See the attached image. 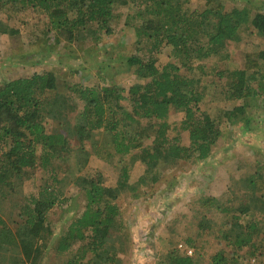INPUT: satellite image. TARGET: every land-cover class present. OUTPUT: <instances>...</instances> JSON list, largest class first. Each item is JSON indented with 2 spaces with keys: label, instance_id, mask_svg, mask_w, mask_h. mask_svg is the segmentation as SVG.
I'll return each instance as SVG.
<instances>
[{
  "label": "trees",
  "instance_id": "obj_1",
  "mask_svg": "<svg viewBox=\"0 0 264 264\" xmlns=\"http://www.w3.org/2000/svg\"><path fill=\"white\" fill-rule=\"evenodd\" d=\"M205 2L203 8L192 0H0V10L24 26L8 30L12 35L28 31L31 21L22 17L35 14V31L29 34L35 42L99 45L127 31L134 52L119 64L137 80L127 90L111 84L104 67L92 74L84 63L63 73L58 66L0 82V204L22 194L15 211L23 231L14 233L0 218V252L22 250L23 259L13 264L41 262L54 237L49 215L67 200L61 184L66 179L76 184L81 177L85 209L72 214L53 252L68 255L66 264H121L132 237L114 192L130 185L138 165L144 168L139 184L155 187L174 166L211 158L223 132L220 120L204 116L206 91L212 90L219 103H235L220 116L234 126L242 123L245 134L253 131L257 111L264 116V0H239L231 10L222 0ZM242 35L249 43L254 35L260 38L245 53L243 68H212L217 81L200 85L194 73H202L201 62L221 55ZM163 56L168 62L160 65ZM173 112L184 113L178 127L170 122ZM182 132L189 145L183 144ZM101 136L107 140L94 145L91 154L85 142ZM93 155L111 170L114 183L105 185L101 172L81 175ZM39 171L47 176L45 184L23 193L24 183H35ZM244 181V195L234 193L226 203L213 196L194 203L199 233L219 232L220 248L210 264H251L264 254V173L251 171ZM209 242H176L162 256L163 264H199L195 255H202ZM195 247L189 257L186 250Z\"/></svg>",
  "mask_w": 264,
  "mask_h": 264
},
{
  "label": "rangeland",
  "instance_id": "obj_2",
  "mask_svg": "<svg viewBox=\"0 0 264 264\" xmlns=\"http://www.w3.org/2000/svg\"><path fill=\"white\" fill-rule=\"evenodd\" d=\"M192 2L194 5H202L203 8L206 3L205 0H192ZM222 3L226 5L227 10H231L240 2L239 0H222ZM23 18L31 21L30 29L28 31L22 29L24 33L22 35H12L7 31L12 27L20 29L24 26L19 23L20 21H12L6 13L0 10V82L32 76L36 72L50 71L58 66L60 69L57 68V72L63 73L72 68H83L84 63H89L86 64L88 65L86 68L91 70L92 74H95L96 69L104 67L103 75L110 80L109 82L121 85L127 90L137 82L132 71L126 70L119 64L122 57L134 52V41L127 31H119L113 36L105 37L99 45L90 41L83 46L81 44L69 47L66 42L50 45L48 39L43 40L42 38L35 42L29 36L30 30L35 31L34 26L37 22L35 14L29 13ZM117 20L123 24L124 18L119 17ZM259 40L260 38L254 35L249 43V40H245V36L242 35V40L228 44L220 52L221 55L201 62L204 65H201L202 73H194L199 84L209 87L211 81H217L213 76L212 68L219 70L243 68L245 53ZM43 56L47 58L44 59ZM167 62L168 57H161L160 65ZM61 76L66 78L65 75ZM94 81H96L95 78ZM214 95L212 90L206 91L202 111L204 116L220 120L223 134L210 159L199 164L183 162L174 166L171 171L164 173L163 180L155 187L139 184L144 168L138 165L131 174L130 185L117 188L114 192L118 198L117 204L122 211V218L129 223L128 229L132 237L130 249L120 258L121 264H163L162 256L176 242H184L186 238L210 241V245L202 255H195L199 264H210L211 255L220 248L217 240L219 232L199 233L200 217L196 215L199 207L196 206L197 203L194 205L195 201L203 196H213L221 199L222 203H226L228 199L232 200L235 194L244 195V180L251 171L259 169L264 173V130H261L264 129V116L262 111H257L254 116L256 118L251 125L253 131L245 134L241 128L242 123L239 124L240 127L234 126L220 116L222 110H231L235 103H219ZM183 118L184 113L173 112L170 122L178 127ZM171 134L176 133L172 131ZM182 139L184 145H189L186 132H182ZM106 140L105 136H101L99 140L92 138L85 142V146L93 154L96 149L94 145H99ZM147 143L151 142L148 140ZM239 165L242 170H238ZM98 172L103 174L105 185L114 183L111 170L93 155L89 166L81 175L96 176ZM46 179L45 173L39 171L35 183L31 181L24 183L23 193L36 192L45 184ZM81 180L82 177L75 184L73 180L66 179L61 184L67 200L56 206L49 215V227L53 230L54 237L50 243V249L38 264L67 263L69 256L55 255L52 246L54 241L68 228L72 221L70 219L72 214L76 217L85 209L86 197L79 189L82 185ZM133 188L137 191L133 192ZM21 195H15L0 204V218L16 234L23 231V221L15 211ZM65 215H68L66 219L63 218ZM217 217L215 211V219ZM215 225L220 226L218 223ZM42 232L44 234L46 231ZM192 250L196 252L197 248ZM22 259L21 249L11 252L5 249L0 252V264H13ZM250 262L251 264H264V254Z\"/></svg>",
  "mask_w": 264,
  "mask_h": 264
},
{
  "label": "built area",
  "instance_id": "obj_3",
  "mask_svg": "<svg viewBox=\"0 0 264 264\" xmlns=\"http://www.w3.org/2000/svg\"><path fill=\"white\" fill-rule=\"evenodd\" d=\"M186 252L189 257H192L194 255V250L192 249L186 250Z\"/></svg>",
  "mask_w": 264,
  "mask_h": 264
},
{
  "label": "crops",
  "instance_id": "obj_4",
  "mask_svg": "<svg viewBox=\"0 0 264 264\" xmlns=\"http://www.w3.org/2000/svg\"><path fill=\"white\" fill-rule=\"evenodd\" d=\"M262 131L264 130V129H261Z\"/></svg>",
  "mask_w": 264,
  "mask_h": 264
}]
</instances>
